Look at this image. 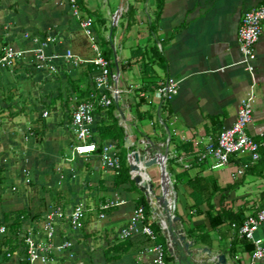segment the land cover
<instances>
[{"label": "crops", "instance_id": "1", "mask_svg": "<svg viewBox=\"0 0 264 264\" xmlns=\"http://www.w3.org/2000/svg\"><path fill=\"white\" fill-rule=\"evenodd\" d=\"M77 5L81 18L94 19L100 48L102 41L110 43L113 77L121 89L129 91L113 112L125 131L124 146L128 135L134 136L152 145H139V150L164 155L166 148L161 145L169 131L175 129L188 139L185 148L178 137L173 144L192 157V167L184 171L178 165L169 166L174 172L175 218L180 219H170L165 207L153 213L166 241L168 264H247L249 244L238 238L230 223L209 232L205 241L200 238L204 232L198 228L204 216L196 213L192 194L213 195L210 205L215 211L242 210L245 217L264 208V163L256 167L263 173L255 169L235 177L247 157L235 156L227 166H218L212 158L197 160L209 139L220 132L211 118H221L222 131L231 127L248 94L251 77L241 64L238 32L244 13L264 5V0H165L156 34L149 28L155 19L156 0H77ZM50 35L57 42L49 52L95 58L92 42L69 0H0V50L8 46L32 49V37ZM138 48L144 58L126 67ZM256 55L257 103L248 130L252 136L264 132V24ZM93 68L87 64L74 68L61 61L57 72H51L25 60L14 70L0 71V171L5 177L0 182V213L42 210L34 222L24 221L25 231L41 227L52 208L60 207L69 215L83 204L87 217L81 230L71 231L67 219L57 224L55 244L70 240L73 247L55 250L49 264H154V255L143 253L144 238L130 240L133 247L127 253L107 261L106 251L122 241L121 233L137 207L140 192L131 184L116 187L117 176L103 168L98 154L72 158V114L86 91L93 90ZM168 78H175L179 85L162 107L158 88ZM102 120L107 123L108 116L103 115ZM96 139L102 141L97 129ZM149 170L156 172L154 166L145 170L146 180L160 183V167L157 177ZM180 172L184 175L177 181ZM5 183L14 185L16 192H7ZM32 183L35 187L27 185ZM155 191L157 196L172 195L166 187L162 193ZM117 200L124 203L103 208ZM15 204L19 207L7 208ZM199 209L206 213L210 206L205 202ZM101 214L106 217L102 219ZM190 231L194 233L190 235ZM257 236L264 240V225ZM220 256L225 262L219 261ZM22 259L17 252L8 264H22Z\"/></svg>", "mask_w": 264, "mask_h": 264}, {"label": "built area", "instance_id": "2", "mask_svg": "<svg viewBox=\"0 0 264 264\" xmlns=\"http://www.w3.org/2000/svg\"><path fill=\"white\" fill-rule=\"evenodd\" d=\"M69 3L76 17L80 19L83 31L92 42V49L95 53L94 59L83 60L71 52H66L65 54L49 52L50 47L57 42L56 36H34L31 38L35 44V47L32 49L16 50L9 46L1 48L0 71L14 70L21 61L25 60H29L30 64L37 69H47L51 72H57L58 63L61 61L69 63L74 68L82 64L94 66L92 93L88 98L77 103L73 110L70 127L75 136V144L72 145L71 154L72 158L76 156L87 158L98 154L103 168L112 171L118 176L122 165L118 142L114 140L98 141L96 139V129L102 124L103 115H107L106 109L114 102L118 103L123 95L128 94L129 91L121 89L118 80L113 77L112 62L103 56L102 49L95 35L94 19L92 17L81 18L77 0H69ZM263 24L264 5L244 13L238 32V46L242 56L241 64L244 65L251 77L249 91L246 98L239 104L234 124L221 131L215 139H209L205 144L204 151L200 153L197 159L199 163L207 158H212L218 166H227L230 164L232 157L235 156L247 157L250 165H255L264 160V132H261L257 136H252L248 131L253 121L254 109L257 103L255 91L257 85L256 46L262 35ZM26 37L29 36L27 35ZM178 85L179 81L175 78H168L165 82L161 83L158 93L162 107L167 106ZM99 108L102 109L99 110ZM43 116L48 117V112H44ZM160 123L163 124V121L160 120ZM122 125L127 128V124L123 123ZM177 137L180 139L181 144L188 142L186 136L181 135L174 129L169 131L167 139L161 145L166 148V153L162 154V156H164L163 162L167 173L171 164L178 165L184 171L192 167V157L185 151L177 150L176 146H174V139ZM150 144L148 140L138 141L136 137L128 135L125 148L128 150L129 156L132 152L140 151L139 145L152 146ZM131 149L133 150L131 151ZM152 149L155 151L154 147ZM144 152L148 157L153 156L148 150ZM247 167L248 164L242 163L235 177L244 175ZM25 174L28 176L27 171H25ZM30 181L29 178L26 180L27 183ZM171 186L173 187L172 180ZM173 194L174 188L172 189V196ZM123 203L117 200L103 208L108 209L112 206H120ZM149 203L153 213L156 210L161 211V208H164L154 196L151 197ZM173 204V207L168 204V207L165 208L170 219L175 218L176 203L174 199ZM161 214L163 215V213ZM86 217L87 209L83 204L75 206L69 215H66L62 208L56 207L48 211L41 223V227L25 231L22 228L18 234H13L4 215L0 213V254L2 256L0 264H8L17 252H21L23 258L22 264H49L51 260L50 256L55 250L65 251L71 250L73 247V243L70 240H66L60 245L55 244L57 224L67 219L70 230L78 232L83 228ZM100 217L103 219L106 216L101 214ZM152 220H154V215H152ZM162 223L166 228L165 219ZM263 225L264 208L246 216L241 226L235 223L231 225L238 238L245 240L252 246L247 264H261V261L264 259V240L257 236L258 231ZM37 230L40 232H37ZM135 238H144L143 253L153 254L154 264H168L163 246L158 243L154 230L147 225V217L143 206L135 208L127 227L122 231L120 236L122 241L126 239L133 240ZM8 240H12L17 245L18 248L14 252H12Z\"/></svg>", "mask_w": 264, "mask_h": 264}, {"label": "trees", "instance_id": "3", "mask_svg": "<svg viewBox=\"0 0 264 264\" xmlns=\"http://www.w3.org/2000/svg\"><path fill=\"white\" fill-rule=\"evenodd\" d=\"M78 3H81L78 1ZM164 4L165 0H156V13H155V19L153 22L150 24V31L152 34L157 33V25L159 24L162 15H163V10H164ZM103 21V20H102ZM102 48V53L103 56L110 61L113 58V50L110 47V43L106 41H102L101 44ZM143 51L138 48L135 51L132 52L131 59L129 63H127L126 67H128V64L130 66H133L135 64L140 63V61L144 58V53ZM159 55V54H158ZM161 57V56H159ZM161 59V58H160ZM147 66V65H146ZM113 67V65H112ZM95 70V67L93 68ZM92 93V90H88L85 93V97L83 96L81 99H86L90 96ZM142 102V100H141ZM168 105V104H167ZM117 108V103L114 102L108 109H106V113L108 116V121L107 123H103L102 125L97 127V131L102 139V141L105 140H114L118 142V148H119V154L121 157V169L116 177L115 181V186L120 187L125 184H131L132 188L135 190H138L140 192V197L137 200L136 204L138 206H143L145 208V213L147 217V225H149L155 232L157 236V241L159 244H161L165 250L167 251V245L166 241L163 235L162 228L159 226V224L155 223L152 220V208L151 205L145 195L144 192H141L138 187L135 185V182L133 181L131 175H130V168L128 164V150L124 146V138H125V131L122 127L119 126L118 124V119L115 118L113 112ZM102 108H99L101 110ZM212 125L217 126L220 129L219 134L221 133L222 129V121L220 117H215L211 118ZM187 144V143H186ZM186 144H183L181 147L185 148ZM233 158V157H232ZM244 163L248 164V167L246 169V174L249 172H252L253 170H258L259 172L263 173V169H257V165L260 163H264L263 161L255 164V165H250L249 160H246ZM183 173H178L176 175L177 181H181L183 177ZM191 181V180H190ZM189 183H192V181ZM193 185V184H192ZM175 188L177 189L178 186L177 184L175 185ZM195 200V206H197L196 213L198 216H204V222L201 225V227L198 228L201 232H204L203 235L200 236V238L205 241L209 236V232L212 230L216 229L217 227L223 225L224 223H230L232 224H237L238 226H241L246 217L244 215V211L238 210V211H233V210H227L223 209L220 211H215L213 206L210 205L211 199L213 195L209 196L208 198H205L201 194H192ZM205 202H207L210 206V210L208 212H204L203 210L199 209L201 205H203ZM4 217L6 222L8 223L9 229L11 233L13 234H18L19 231L22 229L23 223L26 219L30 217V212L26 209L24 210H19L16 212H11V213H4ZM194 231H190V235L193 234ZM244 244L248 245V243L245 240H242ZM8 243L10 244V247L12 249V252H14L18 247L17 245L12 241L8 240ZM133 247L132 242L129 239L123 240L119 242L118 244L113 245L106 251V257L107 261H112L116 260L119 258L120 255L127 253L131 248ZM248 250H252V246L248 245ZM167 254V252H166ZM171 258L166 257V261L170 262Z\"/></svg>", "mask_w": 264, "mask_h": 264}, {"label": "water", "instance_id": "4", "mask_svg": "<svg viewBox=\"0 0 264 264\" xmlns=\"http://www.w3.org/2000/svg\"><path fill=\"white\" fill-rule=\"evenodd\" d=\"M127 140V139H126ZM162 154L159 152L157 155H153L151 157H148L146 153L142 150L135 151L129 154L128 156V162H129V168L130 172L133 175V181L135 184L139 187V189L145 193L148 201L151 199L152 196L155 197V199L165 208L168 207L169 202L166 199L165 193L161 196H156L155 194V185L152 182V180H144L143 177L140 174V171L142 169L146 170L148 168H151L153 166H159L161 168L162 176H161V186L166 187L168 190L172 191L173 187L171 186V180L169 178V175L166 171V168L164 166ZM140 165H143L141 167ZM162 219H164V216L160 215ZM175 220H179L180 218H174ZM184 241L185 239L182 238ZM188 247V245H187ZM220 262H225L224 256L219 257Z\"/></svg>", "mask_w": 264, "mask_h": 264}, {"label": "rangeland", "instance_id": "5", "mask_svg": "<svg viewBox=\"0 0 264 264\" xmlns=\"http://www.w3.org/2000/svg\"><path fill=\"white\" fill-rule=\"evenodd\" d=\"M8 118H13V116H8ZM133 149H131V151H132ZM154 168H155V170H156V172L155 173H153L152 171L153 170H149V172L150 173H152V176L153 177H157V173H158V166L156 165V166H154ZM147 170V169H146ZM173 171H171V169L168 171V175H169V178H171V179H173V177H172V175H173ZM154 174H156V175H154ZM162 174V172H161V168H160V176H162L161 175ZM4 181H5V177H4V174H3V171H0V182L1 183H4ZM159 184V185H158ZM29 187L31 186V187H35V185L32 183V184H27ZM154 185H155V190L156 189H158L159 190V192H161V190H162V186H161V181H160V183H158V182H156V183H154ZM13 188H14V185H10V184H6L5 183V189H6V191L7 192H13V193H15L16 191H14L13 190ZM19 190V189H18ZM155 193H157V191H155ZM162 193V192H161ZM160 193V194H161ZM174 195H176V194H174ZM166 199H167V201L169 202V204L171 205V206H173V198H172V195H168V196H166ZM178 206H179V202H178ZM17 207H19L18 206V204L16 205H9V206H7V208H9V210H14V209H16ZM41 209L43 208V207H40ZM179 208H180V206H179ZM42 212V210H40V209H37L36 211L35 210H33V211H30V217L28 218V219H30V222H34V220H37V218H39V216H40V213ZM25 228H27V227H25L24 226V229ZM27 230V229H26Z\"/></svg>", "mask_w": 264, "mask_h": 264}, {"label": "bare ground", "instance_id": "6", "mask_svg": "<svg viewBox=\"0 0 264 264\" xmlns=\"http://www.w3.org/2000/svg\"><path fill=\"white\" fill-rule=\"evenodd\" d=\"M141 167H143V165H140ZM144 169H142V171H140V174H141V176L143 177V179L144 180H146V176H145V174H144ZM173 207V206H172Z\"/></svg>", "mask_w": 264, "mask_h": 264}]
</instances>
